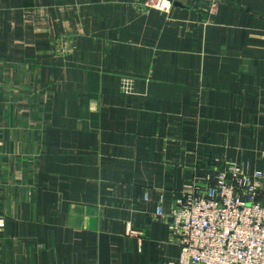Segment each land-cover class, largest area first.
Wrapping results in <instances>:
<instances>
[{
    "label": "crops",
    "instance_id": "crops-1",
    "mask_svg": "<svg viewBox=\"0 0 264 264\" xmlns=\"http://www.w3.org/2000/svg\"><path fill=\"white\" fill-rule=\"evenodd\" d=\"M217 163L264 171V0H0V264L177 263Z\"/></svg>",
    "mask_w": 264,
    "mask_h": 264
},
{
    "label": "built area",
    "instance_id": "built-area-1",
    "mask_svg": "<svg viewBox=\"0 0 264 264\" xmlns=\"http://www.w3.org/2000/svg\"><path fill=\"white\" fill-rule=\"evenodd\" d=\"M234 165L188 186L170 210L177 263L264 264V171ZM159 217L164 216L161 208Z\"/></svg>",
    "mask_w": 264,
    "mask_h": 264
},
{
    "label": "rangeland",
    "instance_id": "rangeland-1",
    "mask_svg": "<svg viewBox=\"0 0 264 264\" xmlns=\"http://www.w3.org/2000/svg\"><path fill=\"white\" fill-rule=\"evenodd\" d=\"M74 41H75V34L74 33H66L58 36H54L50 40L51 49L54 55L58 57H66L67 55H71L74 50ZM6 85V84H5ZM7 88H11V86H6ZM14 91L16 95H22V93H26L28 90V87H26L24 84L21 86H13ZM36 93V92H35ZM232 164H214L212 165V168L221 169L226 166H230ZM238 173L242 174L245 173L241 168H238Z\"/></svg>",
    "mask_w": 264,
    "mask_h": 264
},
{
    "label": "water",
    "instance_id": "water-1",
    "mask_svg": "<svg viewBox=\"0 0 264 264\" xmlns=\"http://www.w3.org/2000/svg\"><path fill=\"white\" fill-rule=\"evenodd\" d=\"M175 5H179V3H174Z\"/></svg>",
    "mask_w": 264,
    "mask_h": 264
},
{
    "label": "trees",
    "instance_id": "trees-1",
    "mask_svg": "<svg viewBox=\"0 0 264 264\" xmlns=\"http://www.w3.org/2000/svg\"><path fill=\"white\" fill-rule=\"evenodd\" d=\"M257 170H260V169H257ZM256 171V170H255ZM262 171V170H261ZM254 172V171H253Z\"/></svg>",
    "mask_w": 264,
    "mask_h": 264
}]
</instances>
